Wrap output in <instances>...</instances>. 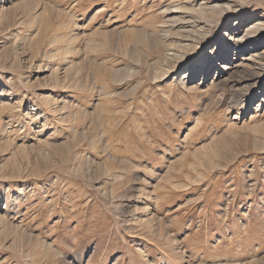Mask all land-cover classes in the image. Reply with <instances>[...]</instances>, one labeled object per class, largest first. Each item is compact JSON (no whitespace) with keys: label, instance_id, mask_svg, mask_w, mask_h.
Returning <instances> with one entry per match:
<instances>
[{"label":"rangeland","instance_id":"obj_1","mask_svg":"<svg viewBox=\"0 0 264 264\" xmlns=\"http://www.w3.org/2000/svg\"><path fill=\"white\" fill-rule=\"evenodd\" d=\"M29 1L0 0V264H264V35L230 42L264 0Z\"/></svg>","mask_w":264,"mask_h":264},{"label":"bare ground","instance_id":"obj_2","mask_svg":"<svg viewBox=\"0 0 264 264\" xmlns=\"http://www.w3.org/2000/svg\"><path fill=\"white\" fill-rule=\"evenodd\" d=\"M35 0H30L29 1V3L26 5V7H24L28 12H32L33 11V9L35 8V3H33ZM219 8H223V6L221 5V6H218ZM216 8H217V6H216ZM215 7H208V8H202V9H200V12H198L199 13V16L202 18H204V16H205V14L207 13V11L209 10V14L207 15V17L208 18H210V19H212V18H215V16H217L218 14H220L221 12V9H216ZM229 8V7H228ZM170 10V9H169ZM192 11V10H191ZM193 12V11H192ZM204 12H206V13H204ZM194 13V12H193ZM6 16V15H5ZM180 17V16H179ZM195 17V16H194ZM206 17V16H205ZM207 18V19H208ZM175 19V18H174ZM246 20V19H245ZM178 21V20H177ZM206 21V20H205ZM171 22V21H170ZM191 32V31H190ZM257 34L256 35V38L258 39V40H261V38H262V36L264 35V26H263V23H259V22H257L256 24H253L251 27H248L246 30H245V35H243V36H241L240 34H236V36H232L231 38H230V42L232 41H234L235 42V46H237L238 48L235 50V56L240 52V50H242L243 49V45L246 43V38L247 37H249L250 36V34ZM240 37V38H239ZM234 38H236V40H234ZM257 40V41H258ZM229 41V40H228ZM257 41H255L254 42V44H256L257 43ZM37 43V42H36ZM193 43V42H192ZM177 44V43H176ZM178 45V44H177ZM172 46V45H171ZM186 46V45H185ZM35 48H37V47H35ZM188 48V47H187ZM73 48H72V46H69L65 51H63L65 54V57H66V59H67V57H69V55H70V52H71V50H72ZM164 49V48H163ZM188 50V49H187ZM252 51H254V49H251ZM7 51V50H6ZM5 51V53L3 54V52H2V58L4 59V61H7V60H9L8 58H9V56H8V52H6ZM173 51V50H172ZM251 52V51H250ZM170 53V52H169ZM9 54H10V52H9ZM12 54H13V52H12ZM17 54V53H16ZM164 54V53H163ZM263 55H261L260 57H258V55H254V54H249V56H248V58H246V59H241V60H245V62L247 63V64H245V66L246 67H248V69H249V66H259V67H261L262 66V64L264 63V53H262ZM11 57V56H10ZM64 57V58H65ZM180 58V59H179ZM184 58V56L183 55H180V54H175V59H179V60H181V59H183ZM225 57H222V60H226V59H224ZM238 58V57H237ZM18 59V58H17ZM64 61V60H63ZM177 61V60H176ZM238 61V59L236 60V62ZM226 62H222V63H219V62H217L216 63V65H218V69H217V74H219L218 76H217V81L219 80V76H220V74H223V73H228V72H231L232 70L233 71H235V70H237V68L238 67H242L243 66V63L240 61V62H238L239 64H237V65H235V63H229V64H225ZM175 64V63H174ZM171 66H172V64H171ZM245 66H244V69H245ZM71 67H73V66H71ZM173 67V66H172ZM69 68H70V66H69ZM262 68V67H261ZM260 68V69H261ZM71 70H72V68H70ZM191 69V67L188 69V71ZM69 70V69H68ZM188 71L187 72H185V73H183L182 75V77H181V81L182 82H184V80H187L188 79V76L190 75V74H188ZM69 72V71H68ZM190 80V79H189ZM238 96V95H237ZM46 99V98H45ZM52 99V98H51ZM47 100H50L49 98H47ZM242 104V103H241ZM237 105V104H236ZM23 149L21 150V152L22 153H20V155L19 156H15V155H13V159H12V161L13 162H16L15 160L17 159V158H22V157H26V154L25 153H23ZM17 155V154H16ZM214 155V154H213ZM4 230V229H3ZM4 232L6 233V230H4Z\"/></svg>","mask_w":264,"mask_h":264}]
</instances>
